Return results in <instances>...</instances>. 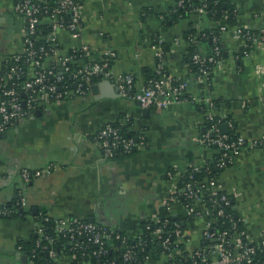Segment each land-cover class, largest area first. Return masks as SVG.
Listing matches in <instances>:
<instances>
[{"label":"crops","instance_id":"obj_1","mask_svg":"<svg viewBox=\"0 0 264 264\" xmlns=\"http://www.w3.org/2000/svg\"><path fill=\"white\" fill-rule=\"evenodd\" d=\"M223 1L238 10V27L264 30V0ZM173 4L174 0H86L80 12V39L73 40L67 31L59 32L57 39L65 51L88 45L93 60L112 51L113 71L144 84L154 73L153 44L160 38L170 49L166 68L171 77L184 82L193 96L206 94L220 100L215 114L233 122L244 141L259 140L264 136L260 71L264 46L248 56L243 53L239 60L244 41L236 38L237 27L223 22V65L213 71L212 90L203 92L200 76L187 65L184 35L193 22L203 28L216 24L193 12L191 18L164 25L159 15ZM146 10L151 13L145 15ZM24 27L11 0H0V72L4 59L22 50ZM195 106L182 102L146 112L139 103L123 98L113 80L98 79L86 95L41 108L35 116L9 127L0 138V207L17 205L18 214L0 216V264H27L20 244L37 237L44 216L93 222L129 237L139 235L143 224L162 217L178 181L169 174L202 163L199 140L204 134V113ZM130 120L132 130L147 139L146 147L130 157L105 159L95 135L108 124ZM48 166L55 169L27 183L21 178L24 169ZM217 186L231 196L249 240L262 242L264 144L243 150L235 165L223 171ZM172 209L173 216H178V210ZM201 235L202 223H191L185 231L187 240L177 242L192 252L199 247ZM53 264H75V258L62 252ZM144 264H168V258L150 256Z\"/></svg>","mask_w":264,"mask_h":264},{"label":"built area","instance_id":"obj_2","mask_svg":"<svg viewBox=\"0 0 264 264\" xmlns=\"http://www.w3.org/2000/svg\"><path fill=\"white\" fill-rule=\"evenodd\" d=\"M14 1L11 0L15 13L24 21L25 27L22 35V50L6 57L0 72V138L9 127L35 116L39 109L50 105H58L86 95L90 89L91 81L97 78L100 80H113L123 98L139 103L141 108L145 110L161 111L173 104L182 102L205 106L207 111L204 113V122L205 124H209L210 128H206V133L199 140L200 148L203 150V157L201 164L193 166V171L195 172L200 171L208 165L205 153L206 148L210 146L217 145L225 151H230L231 154L225 156L226 159L217 165L218 168L224 171L228 167L235 165L243 150L248 147L257 148L264 144V136L260 137L257 141L249 143L244 141L240 136L236 141L228 142L227 135L219 129V125L226 118L215 114L216 108L212 97L206 94H202L199 97L193 96L189 93L184 82L173 79L169 72H167L165 52L160 38H156L153 44L155 52L154 76L146 80L144 84H138L134 76L116 74L113 71L115 54L112 51H105L101 58L93 60L90 57L88 45H82L70 51H65L58 42L57 34L61 31L69 32L73 40L78 41L80 39L82 26L80 12L86 0H58L51 15L44 19L40 15L42 14V9H44L42 8V4L46 0H19L17 3H14ZM181 4L182 2L179 3V5ZM195 12L201 18H206L204 9H197ZM42 21L48 23L50 32L45 38L49 51L44 52V49L39 51V54H44L45 56L44 60L40 62L34 60L38 51L31 49V36L35 33V27ZM195 28L200 32L204 29L199 22L196 23ZM212 28L210 27V29ZM222 30L224 31L225 29ZM259 32L260 35L256 36L251 31L237 27L235 29V36L244 41L243 48L247 46V42H251L257 50L264 46V30H260ZM210 34L213 37L212 41L215 45L213 55L205 58L196 54L192 58L193 63L199 67L198 75L201 78L203 92L208 93L212 84L211 78H209L211 72L217 68H222L223 65V59L220 57L221 48L219 46L221 34L219 36L213 32ZM191 41L194 42L195 37L191 38L190 36L187 48H190ZM248 54V52H244L245 56H248ZM24 55L29 58L23 65L26 66V70L23 69V66H12V62H20ZM6 62L9 63L6 64L7 66L4 69V63ZM260 71L264 78V67ZM22 79L23 81H20ZM216 118H218L217 121L215 120ZM224 124L231 129L234 127L231 121H226ZM95 141L103 157L107 160H111L118 155L131 154L135 150L145 148L147 145L144 136L140 139V142L131 138L126 139L111 124L104 126L95 135ZM54 169L55 166L54 168L53 166H48L45 169L35 171L24 169L21 171V178L27 183ZM184 175H188V169L180 174H169L171 178L178 181L169 193L164 209L171 213L173 209L169 203L177 202L178 196H184L188 201V205L185 207V216L190 219L188 226L191 223H202L200 245L196 250L189 253H195L198 256L203 255L202 264H261L255 261L254 256L257 251L264 253V240L258 244L251 242L246 235V231L232 235H228L227 232H212L215 216L212 209L208 207L203 199V191L210 193L213 210L217 209L219 201L229 204L228 197L230 195L219 190L217 186L219 178L205 180L196 186L192 182H187L181 191L178 188V182ZM188 177L192 178L191 176ZM220 193L224 194L219 197ZM218 198L220 199L218 200ZM231 202H233L232 199ZM15 207L17 208V205ZM14 209V207H0V216L10 218L15 213ZM217 214L218 216H223L224 212L223 210H217ZM163 219L164 217H159L147 223L158 224ZM56 221V231L69 237L72 246L71 252L73 253L74 251L83 249V246L77 242V237H86L89 244L98 246V250L94 254L100 256L106 253V241L112 240V236H115L116 240L121 241L125 245V262L134 259L133 247L129 246L126 242L128 236L122 237L117 233L118 231L93 222L81 220ZM239 221L241 222L240 219ZM37 232L40 236L37 247L45 239H48L52 243V239L44 236L43 226ZM163 234H165L163 229H157L154 237H159ZM243 236L246 237L250 244L243 243ZM205 240L209 242V245L202 248ZM163 247L167 250L170 249L168 240L163 242ZM44 249H47V247H44ZM19 250H21L20 247ZM173 251L174 249L171 251V254H174ZM201 251L202 253H200ZM50 256L51 263H53L57 255L55 252L50 251ZM72 256L74 257L75 255ZM44 264L50 263L46 262ZM194 264L197 263L194 262Z\"/></svg>","mask_w":264,"mask_h":264},{"label":"trees","instance_id":"obj_3","mask_svg":"<svg viewBox=\"0 0 264 264\" xmlns=\"http://www.w3.org/2000/svg\"><path fill=\"white\" fill-rule=\"evenodd\" d=\"M19 0H15L14 3H17ZM38 1V0H33ZM58 0H46L42 4V14L40 17L42 19L47 18L51 15L52 11L57 5ZM182 2L181 5L179 3ZM204 9L205 16L207 20L216 24L212 29L204 28L201 32L195 28L196 22L191 23L189 30L185 33L184 39L186 44L190 41V36L195 37L194 42H190V48L187 50V65L189 70L192 73L198 74L199 67L193 63V56L199 54L202 57L208 58L213 55V51L215 45L212 41L213 32L215 35H222V23L224 22L228 27H238L237 18L239 16L238 10L231 4L223 1V0H174V4L172 7L163 14L159 15L160 20L164 25H173L180 21L181 19L191 18L193 12L197 9ZM151 13V11L146 10L145 15ZM143 14V15H144ZM67 21H69L67 19ZM50 32V26L47 22H41L39 25L35 27V33L31 36L32 46L31 49L38 51L37 56H35L34 60L42 62L45 58L44 54H39L41 49H44V52L49 51V46L47 45L45 38ZM253 35H260L259 31H251ZM263 38V36H262ZM246 47L243 48L242 52L239 55V60L242 58L244 52H255L251 42L246 43ZM163 50L165 52V60L167 59V53L170 51L169 47L166 44H163ZM221 48V59H224L225 50L223 49L221 43H219ZM28 61L29 58L27 56H22V59L18 63H13L12 66H23L25 61ZM4 63V69L6 68V64ZM23 69L26 70V66H23ZM212 71V70H209ZM168 72V70H167ZM211 72L209 78L212 79ZM154 76V73L147 78L150 79ZM98 79L94 78L91 81V84L96 82ZM20 81H23L20 80ZM72 86V84H70ZM202 87V86H201ZM212 90V86L209 88V91ZM22 95V94H21ZM215 108H219L221 101L214 100ZM198 111H202L206 113L207 108L205 106L196 105L195 106ZM218 118L215 120L217 121ZM226 121H230L229 119H225L219 125V129L222 132V126L225 125ZM113 128L119 131V133L125 137L126 139H134L135 141H139L143 136H138L136 132L132 130V122L131 120L125 123H117L111 124ZM210 128L209 124H205V129ZM228 137V142H234L239 138V134L237 131V126L234 124V127L228 128L227 133H225ZM204 135V134H203ZM146 139V138H145ZM147 140V139H146ZM147 142V141H146ZM139 150H135L131 154L128 155H118L117 158L130 157L137 153ZM206 158L208 165L201 169L200 171H193V166L188 168V175L182 176L180 181L178 182V188L182 191L184 188V184L187 182L194 183L196 186L198 183L203 182L205 180L217 179L223 173V170L217 167V165L225 158V156H229L230 151H225L221 149L217 145L210 146L206 148ZM116 158V157H115ZM114 159V158H113ZM188 176H191L190 179ZM198 187V186H197ZM224 193H220L219 197ZM229 204L225 202L219 201L217 203V209L213 210L212 201L210 200V193L203 191V199L208 205L210 209H212L213 215L215 216V222L212 226V232L214 233H223L227 232L228 235H232L235 233H242L245 230L243 222L239 221V218L236 215L234 203L231 202V196L228 197ZM220 198H218L219 200ZM171 206L176 208L179 212L178 216H173V212L169 213L167 210L163 209L162 217L164 219L161 223H145L141 227V233L136 237H127L126 242L129 246L133 247L134 251V259L131 261L125 262L124 255L125 250L123 243L119 240L115 239V236H112V240H107L105 243L106 253L100 256H96L94 252L98 250V246L89 244L86 237H77V242L83 246L82 250L71 252L72 246L69 241V237L65 236V234L58 233L56 231V220L50 217H42L41 223L44 228V236L49 239H52V243L48 241V239L43 240L39 247H37V243L40 239V236L37 234L33 240L28 243H21L20 248L21 251L27 256V264H44L46 262L51 263L50 251L55 252L56 255H60L62 252L69 253L70 255H75V264H144L146 260L153 256L154 259H160L161 257L166 256L168 258V264H202V256H198L195 253H189L183 244L177 243V241L183 238L185 241L187 237L185 236V231L188 230V223L190 219L185 216V207L188 205V201L184 198V196H178L177 202H170ZM11 208H15V213L11 216V218L16 217L18 214V208L15 206H7ZM183 210V211H182ZM217 210H223V216H218ZM23 215V213H22ZM101 226V225H100ZM149 228L147 229V227ZM157 229H163L164 233L162 236L154 237V233ZM122 237L127 236L124 233L117 232ZM141 234H143L141 236ZM168 240L170 244V249L167 250L163 247V242ZM243 243H248V240L245 236L242 237ZM177 243V244H176ZM206 245H209L208 241H204L202 248ZM255 245V244H254ZM47 247V249H44ZM174 249L173 253L171 251ZM202 253V251L200 252ZM256 262L264 263V253L257 251L254 256ZM210 263V262H208Z\"/></svg>","mask_w":264,"mask_h":264},{"label":"water","instance_id":"obj_4","mask_svg":"<svg viewBox=\"0 0 264 264\" xmlns=\"http://www.w3.org/2000/svg\"><path fill=\"white\" fill-rule=\"evenodd\" d=\"M149 110L148 109H146V112H148ZM203 133H206V129L205 128H203ZM222 132L225 134V133H227V126L226 125H223L222 126ZM238 217V216H237ZM27 260V256H24V258H23V261L25 262Z\"/></svg>","mask_w":264,"mask_h":264}]
</instances>
